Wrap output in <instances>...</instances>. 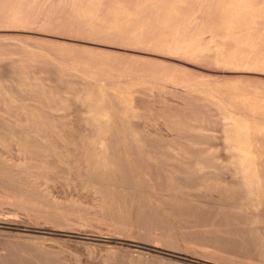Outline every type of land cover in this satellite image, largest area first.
I'll use <instances>...</instances> for the list:
<instances>
[{"label": "rangeland", "instance_id": "rangeland-1", "mask_svg": "<svg viewBox=\"0 0 264 264\" xmlns=\"http://www.w3.org/2000/svg\"><path fill=\"white\" fill-rule=\"evenodd\" d=\"M0 141V264H264V0H0Z\"/></svg>", "mask_w": 264, "mask_h": 264}, {"label": "bare ground", "instance_id": "bare-ground-1", "mask_svg": "<svg viewBox=\"0 0 264 264\" xmlns=\"http://www.w3.org/2000/svg\"><path fill=\"white\" fill-rule=\"evenodd\" d=\"M0 142H1V141H0ZM30 158H31V157H30ZM14 162H15V161H14ZM14 162H13V163H14ZM115 162H116V161H115ZM21 163H22V162H21ZM19 164H20V163H19ZM19 164H18V162H17V165H19ZM11 165H12V164H11ZM77 165H78V164H77ZM27 166H28V165H27ZM13 167H15V166H13ZM13 167H12V168H13ZM6 168H8V165H7V167H6ZM16 168H17V167H16ZM8 172H9V171H8ZM15 173H16V172H15ZM24 173H25V172H24ZM256 174H257V173H256ZM7 175H8V174H7ZM11 175H12V174H11ZM30 176H31V175H30ZM6 179H7V178H6ZM6 179H5V180H6ZM28 179H30V178H28ZM32 180H33V179H32ZM6 181H7V180H6ZM4 185H5V184H4ZM18 185H19V184H18ZM28 185H29V184H28ZM13 189H14V188H13ZM13 189H12V191H13ZM26 190H27V189H26ZM10 191H11V190H10ZM14 191H15V190H14ZM18 191H19V190L17 189V192H15V193L17 194V193H18ZM28 191H29V190H28ZM25 192H27V191H25ZM25 192H24V193H25ZM21 193H22V192H21ZM28 193H30V192H28ZM13 194H14V193H13ZM19 194H20V193H19ZM25 194H26V193H25ZM5 195H7V196H9V195H10V196H11V195H12V193H11V194H9V195H8V193H6ZM17 195H18V194H17ZM21 195H22V197H23V195H24V194H20V196H21ZM27 195H28V194H27ZM29 195H30V194H29ZM35 195H36V194H35ZM7 196H6V197H7ZM16 197H19V195H18V196H16ZM25 198H26V196H25ZM28 198H29V197H28ZM1 199H3V198H1ZM1 199H0V200H1ZM17 199H18V198H17ZM21 199H23V200H24V197H23V198H21ZM18 200H20V199H18ZM25 200H26V199H25ZM27 200H28V199H27ZM30 200H31V199H30ZM1 201H3V200H1ZM1 201H0V203H1ZM20 203H21V202H20ZM25 203H27V202L25 201ZM29 203H30V202H29ZM20 205H21V204H20ZM23 206H24V205H23ZM28 206H30V205L28 204ZM25 216H26V215H25ZM93 221H94V220H93ZM102 221H103V219L101 220V222H102ZM104 221H105V220H104ZM104 221H103V222H104ZM95 222H98V221H95ZM105 223H107V222H105ZM102 224H103V223H102ZM109 232H110V231H109ZM173 242H174V241H173ZM204 250H205V249H204ZM225 256H226V255H225ZM220 257H221V256H220ZM230 257H231V256H230ZM229 259H230V260H232L231 258H229ZM224 260H225V259H224ZM227 260H228V259H227ZM228 261H229V260H228ZM226 263H227V262H226Z\"/></svg>", "mask_w": 264, "mask_h": 264}]
</instances>
